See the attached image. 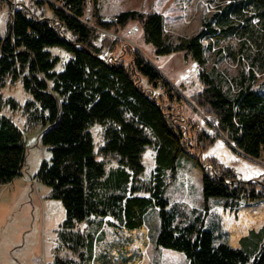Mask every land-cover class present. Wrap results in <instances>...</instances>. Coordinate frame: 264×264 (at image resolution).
<instances>
[{"label":"trees","instance_id":"obj_1","mask_svg":"<svg viewBox=\"0 0 264 264\" xmlns=\"http://www.w3.org/2000/svg\"><path fill=\"white\" fill-rule=\"evenodd\" d=\"M31 1L34 10L24 4L16 9L10 5L13 14L5 37H0V90L7 80L22 82L31 96L22 109L25 128L29 132L41 129L42 144L51 154L37 180L50 188L51 199L63 205L66 218L58 240L77 258L57 255L51 264H93L101 222L111 218L112 225L134 230L144 225L150 207L160 209L157 247L183 253L189 264H264V240L256 243L253 254L215 245L210 231L174 227L164 198L167 171L176 173L182 155L201 166H212L203 167L206 203L214 197L226 199L227 206L229 201L264 202V181L241 182L232 168L216 158H203L215 137L205 130L192 135V127L185 133L182 120L166 106L170 100L177 101L171 83L133 46L119 38L110 46L106 41L102 46L95 44L100 30L127 31L135 24L157 56L182 53L192 59L201 67L202 90L195 105L217 119L220 133L236 150L259 159L264 150V95L253 86L264 71V0H230L205 23L206 28L190 37L169 34L164 16L157 12L124 11L116 22H107L102 20L98 0H93L90 23V0ZM215 37L230 38V45L237 42L235 49L242 60L251 59L248 76L229 81L206 71L207 51L214 48ZM53 47L73 55L60 73L55 71L59 59L48 50ZM118 50L121 55L116 56ZM142 79L152 89L162 86L164 90L152 96ZM11 107L17 109L13 102ZM2 112L0 94V185H8L25 165L26 142L22 131ZM94 125L104 128V144L96 152ZM149 146L156 149V168L152 179L140 185L145 172L143 152ZM103 156L116 158L117 165L108 170ZM141 192L147 196L138 195ZM83 223L98 228L81 233L77 226Z\"/></svg>","mask_w":264,"mask_h":264},{"label":"rangeland","instance_id":"obj_2","mask_svg":"<svg viewBox=\"0 0 264 264\" xmlns=\"http://www.w3.org/2000/svg\"><path fill=\"white\" fill-rule=\"evenodd\" d=\"M228 2L230 0H98V8L102 18H112L124 11L157 12L164 16L169 34L190 37L202 27L206 28L205 23L210 22L214 14L220 12ZM11 3L15 9L24 4L34 10L31 0L0 1L1 38L6 35L9 16L13 14ZM87 19L92 23L93 0L88 4ZM214 25L219 28L217 21H214ZM135 26L132 24L130 27ZM115 38L133 46L156 65L171 83L177 101L170 100L166 106L182 120L187 130L185 133H189L192 127V135L205 130L215 137V143L203 153V158H216L226 167L232 168L241 182L264 181V150L259 159L244 156L226 141L214 117L204 115L195 105L194 99L202 90L200 66L182 53L157 56L153 47L144 42L140 32L126 37V31L100 30L95 44L102 46L106 41L110 46ZM212 41L216 44L207 51V72L222 74L229 81H240L242 74L249 75L251 59L244 57L242 60V55L235 49L237 42L230 45L228 37H215ZM48 50L59 59L55 71L62 72L73 55L60 47ZM221 50L223 53H220ZM118 51L116 56L121 55V50ZM108 52L112 53L111 49ZM141 83L152 96L164 90L161 86L152 89L146 79H142ZM234 88L237 90L236 85ZM253 88L264 95V71L258 73V81ZM0 94L2 114L12 119L26 142V160L20 176L8 185H0V264H51L57 255L77 259L63 249L58 240V232L66 218L63 205L51 199L50 188L37 180L43 162H48L51 154L42 144V130L29 132L25 128L22 109L31 96L21 81L13 84L10 80H7ZM12 102L16 110L12 109ZM91 133L95 152L99 151L104 144V128L94 125ZM155 157L156 149L153 146L143 152L145 172L138 181L140 185L152 179L156 168ZM101 158L108 170L117 165V159L112 156ZM203 167L212 168L206 164L201 166L194 159L182 155L177 162L176 173L167 171L164 198L168 201L166 211L173 220V226H195L210 231L214 235L215 245L226 244L253 254L256 243L264 240V202L229 201L230 205L227 206L226 199L214 197L206 203L203 195ZM138 195L147 196L144 192ZM110 222L114 221L107 218L99 228L96 224L92 226L87 223L77 226V231L85 234L98 228L93 264H189L183 253L157 247L156 240L161 229L158 207H150L144 217V225L134 230Z\"/></svg>","mask_w":264,"mask_h":264},{"label":"built area","instance_id":"obj_3","mask_svg":"<svg viewBox=\"0 0 264 264\" xmlns=\"http://www.w3.org/2000/svg\"><path fill=\"white\" fill-rule=\"evenodd\" d=\"M102 20L103 21H107V22H116L117 20H118V18H117V16H114V17H112V18H102ZM138 32H140V30H139V27H137V26H135V27H130V28H128L127 29V31H126V37H129V36H132V35H134V34H136V33H138ZM108 54V52H106L105 53V55H107ZM146 59V58H145ZM147 60V59H146ZM109 61L111 62L112 61V58H110L109 59ZM147 61H149V60H147ZM150 62V61H149ZM150 63H152V62H150ZM153 64V63H152ZM154 65V64H153ZM156 68H157V66L156 65H154ZM158 69V68H157ZM159 70V69H158ZM160 71V70H159ZM161 72V71H160ZM164 76V75H163ZM165 77V76H164ZM166 78V77H165ZM167 79V78H166ZM168 80V79H167ZM161 88L163 89V87L161 86Z\"/></svg>","mask_w":264,"mask_h":264},{"label":"water","instance_id":"obj_4","mask_svg":"<svg viewBox=\"0 0 264 264\" xmlns=\"http://www.w3.org/2000/svg\"><path fill=\"white\" fill-rule=\"evenodd\" d=\"M213 119L217 121V119H216V118H213ZM217 128L219 129L218 125H217ZM233 146L235 147V145H233ZM235 148H236V147H235Z\"/></svg>","mask_w":264,"mask_h":264},{"label":"crops","instance_id":"obj_5","mask_svg":"<svg viewBox=\"0 0 264 264\" xmlns=\"http://www.w3.org/2000/svg\"><path fill=\"white\" fill-rule=\"evenodd\" d=\"M120 13H121V12H120ZM118 14H119V13H118ZM118 14H117V15H118Z\"/></svg>","mask_w":264,"mask_h":264}]
</instances>
